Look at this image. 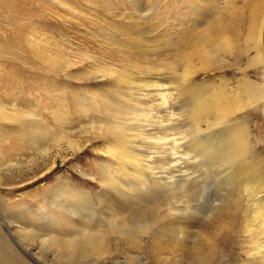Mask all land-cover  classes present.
<instances>
[{"label":"rangeland","instance_id":"obj_1","mask_svg":"<svg viewBox=\"0 0 264 264\" xmlns=\"http://www.w3.org/2000/svg\"><path fill=\"white\" fill-rule=\"evenodd\" d=\"M203 1L206 8L198 15V0H0V105L13 114L0 117V264H26L22 253L36 251L29 247L32 244L38 248L34 238L26 246L23 234L12 229V219L18 213L24 215L23 210L51 204L53 194L72 188L86 201L76 208L83 219L73 215L69 217L72 223L102 233L122 220L117 215L122 207L121 215L130 216L132 222L155 216L187 223L188 242L195 239L196 229L225 215L235 222L231 237L207 264H264V98L231 114L230 123L248 142L237 164L246 159L244 164L254 168L251 184L257 188L249 193L240 184L238 172L233 170L232 176L223 165L212 166L200 159L195 139L185 129L188 95L177 90H169L170 95L164 91L161 96L143 91H151L153 84L168 85L170 71L155 67L157 58L162 62L170 57L168 39L198 33L226 0ZM257 1L241 0L242 13L230 31L235 48L222 61L198 71L193 82L205 89L217 86L221 91H233L251 86L264 92V60L255 59L260 48L264 51V25L256 42L251 31L250 8ZM177 58L175 69L180 72L181 56ZM112 122L132 128L135 144L141 140L145 144L141 149L152 152L139 159L143 163L151 159L147 163L154 177L177 175L181 180L152 185L149 174L143 192H132L138 206L133 199L126 200L122 190H111L107 170L110 176H121L123 160L112 154L119 142L104 130ZM33 125L40 130L37 136ZM216 136L215 140L221 138L219 133ZM153 142L160 144L153 147ZM172 154L181 158L168 162ZM180 170L186 174L181 175ZM140 196H144L142 200ZM60 203L64 214L72 215L65 209L71 204ZM110 214L116 217L112 219ZM21 219L27 229L38 233L50 224L40 216ZM111 233L117 234L109 233L104 240V260L83 264H104L106 260L144 264V260L126 259L137 251L128 246L125 233L120 229ZM151 234L131 240L139 236L144 251L150 253ZM82 246L81 242L74 248L81 250ZM39 250L43 260L35 263L65 264L52 261L47 243Z\"/></svg>","mask_w":264,"mask_h":264},{"label":"bare ground","instance_id":"obj_2","mask_svg":"<svg viewBox=\"0 0 264 264\" xmlns=\"http://www.w3.org/2000/svg\"><path fill=\"white\" fill-rule=\"evenodd\" d=\"M198 2V5H201L197 6L198 8L195 12H197V14L199 15L201 12H204V9L206 8V2H204L203 0H198ZM221 2L224 3H222L223 5H221L222 10H217L218 12H215L208 20H206L203 26H198V33L194 32L195 34L191 33L185 37L180 36V38L177 39H168V44L170 48L172 47L169 54L170 57L168 60H163L162 62H159V58H157L158 64L155 65V67L161 66L170 71L169 73L171 74V77H169L168 85L166 84L168 87H165V85L156 86L155 84H153L152 87L150 86L151 91L147 89H143V91L147 92V94H150L151 92L152 94L161 96L164 94V91L177 90L179 94L188 95L187 99L189 102V107H187V110L185 111V117L183 116L184 118H186L184 120H187L185 124V126L187 125V128L185 129L190 137L193 140L195 139L196 145L194 144V149L196 151H199L200 159L206 160L207 163L212 166L218 165L222 167L223 165L225 169H229V172H232L233 170L236 171V174L238 172L239 176L237 175V178H239L238 180L244 188V191H250L253 193V191L256 192L257 188L255 185L251 184L252 181H254V168L244 164L245 162H247L246 159H243L239 164H237V161L241 159L242 156H244L248 142L246 137L239 132V128L237 126H234L230 122L231 114L233 113L232 111H236L239 108L244 107L247 103H253V101L263 100V88H261L262 90L260 89V91H255L253 87L247 86L246 88H238L234 89L233 91L231 89L228 91H221V89L217 86H212L210 88L208 87L206 89L202 88L200 82L196 83L192 81L193 79H191L198 71L206 69L209 64L225 59L226 55L232 53V50L235 48L230 31L234 27L235 23L238 22L242 13L240 11L241 0H226ZM250 9L251 11H253L251 17V31L252 36L256 42L258 41V39H261V35L263 33V0L254 2V4L251 5ZM178 55L181 56L180 64H182V69L180 72H177L175 69L176 65L179 62L177 58ZM256 55L257 58L254 56L255 59L264 60L263 49L260 48V51H257ZM151 66L153 68V65ZM171 93L172 91H169L168 95H170ZM188 102L186 101L187 105ZM7 114L13 115L12 113L6 112L4 105H0V117L6 116ZM181 126L183 128V125ZM31 129L34 136L40 134L39 128L35 125H33ZM104 130L107 133L110 132L115 140L119 142V150L117 149L118 145H116L112 148V154L123 158L121 165H119V169L122 170V175L110 176L111 171L107 170L108 183H106L111 188V190L112 188L116 189H113L114 192L119 193L122 190L121 194H123L124 192L123 195L126 194L129 197L127 198L126 196V200H132L134 198V194L132 192L134 191L135 193V190H141V188L145 186V181L149 174L152 175V185H158L161 180L166 181L167 185H170V183H172V181H175L177 178L181 180V176L177 175H171L168 177L162 176L161 178H156L153 176L151 170L152 166L149 165L150 162L152 163L151 159H148L149 157H147V162L149 163H147L146 161V163H143V158L141 160L139 159V156L141 158L142 154H144L145 156H149V154H152V152L149 151L148 153H146L144 149H141V147L144 148L145 146L144 142L141 140L138 141V144L137 142L135 144L132 138L136 136V133L132 131V128H128L123 124L112 122L110 124H107ZM186 131L183 133H186ZM181 133L182 132L180 129L179 134ZM215 133H219V136H221L220 139L218 138L219 140H215V138L218 137ZM174 140H176L175 137L172 138L173 143H175ZM130 143L131 145H129ZM158 144L160 143L153 142V147H155L154 145ZM176 147L178 148L177 143ZM187 153L189 154L190 152ZM176 156L172 154V157L168 158V162L173 160H176L177 162V160L181 157L177 156V158ZM140 161H142V163ZM181 168L185 167L182 166ZM179 172L181 175L186 174L184 173L185 171L182 172V170H180ZM117 173L120 174V171ZM233 175L234 173L232 174V176ZM60 196L63 197L61 201H68V203L71 204L69 208L65 209H67L66 211H69V213L72 215L66 216L64 214V207L61 206L62 204H64V202H62V204L60 203V198H58ZM143 197L140 196L139 198H137H141L140 200H142ZM84 200L85 199H83L82 196L78 194V192L76 193L73 188L68 189V191L65 189H61L59 194L56 193L52 195L51 204L42 203L40 206L36 207L37 209L35 211L23 210L22 213L24 215H19L18 213L16 219H12L13 224L15 223V225H12V229L16 232H19L20 235L23 234L22 237L27 239H25L27 241L25 242L26 246H29L30 243H28V240L30 238L36 239L38 244V248L34 244L29 246L32 247V249H37L36 251H25V253H22V255L27 260L26 264H33L34 260H36V262L40 261L41 254L39 253V247H41L42 244L45 243L50 245L51 253L47 255L51 257L52 261H63L65 264L74 262L77 264H83V262L87 261L96 262L98 260H104L103 257L107 254L104 240L107 238V235L109 233L114 234L111 232L117 231V229H120L122 233H125V236L127 237L125 238L128 246L137 251V254H135L134 256L126 255L127 260L133 261L140 259L144 260V264H188L189 261H191V263L196 262V264H207V262L214 259V255H217V251H220L221 247L224 246V243L229 240V238L231 237V228L235 225V222H233L231 218L225 215L214 217L210 222H208L201 228L196 229L195 235L192 236V238L194 237L195 239H191L187 242L186 237L188 236H186V234H188L187 230H189L190 228V225H188L187 223H175L170 220H159L155 216L152 217L153 219L151 217H141L138 220L137 218H134L132 222L130 216L127 215L126 217L124 215H121L124 212V209H122V207H119L122 211H120L117 215L121 216L122 220L118 222L119 224L111 223V226H109L108 230H105L101 233V231L99 232L98 230L94 231L86 224H75L70 221L69 217L73 215L78 216L79 220L83 219L84 214H80L76 208H78L77 205L85 206L86 201ZM126 200H124V202H126ZM136 200H134L135 204L138 203V200ZM129 204L128 209H130ZM133 204L134 203H132L131 205L133 206ZM140 207H142V205ZM145 208L148 209L147 206ZM56 215H59L60 217H56ZM34 216L45 217L46 219H48V222L50 224L46 223L47 229H42L43 231L41 230V233H38L35 230L30 231V229H27L28 226L23 223L21 218H34ZM115 217L116 214H112L111 218L114 219ZM126 219L128 221H125ZM150 231L152 232V234ZM116 234L117 233H115L114 235ZM130 234L132 236L131 238ZM139 234H151L149 236V244L151 245L150 253L144 251L139 236L134 240V242H132L131 239H134V237ZM140 236L142 237L143 235ZM79 241H81L84 246H82L81 250L79 248V250H76L74 247L78 243H81ZM104 264H121V262L117 260H106L104 261Z\"/></svg>","mask_w":264,"mask_h":264}]
</instances>
